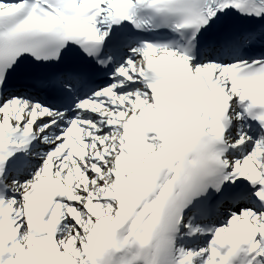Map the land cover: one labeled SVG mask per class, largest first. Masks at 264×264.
Wrapping results in <instances>:
<instances>
[{
	"label": "snow or ice",
	"instance_id": "snow-or-ice-1",
	"mask_svg": "<svg viewBox=\"0 0 264 264\" xmlns=\"http://www.w3.org/2000/svg\"><path fill=\"white\" fill-rule=\"evenodd\" d=\"M0 264H264V0H0Z\"/></svg>",
	"mask_w": 264,
	"mask_h": 264
}]
</instances>
